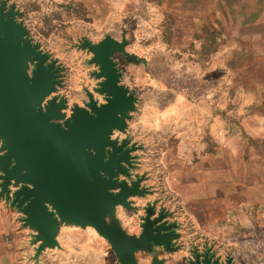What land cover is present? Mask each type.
<instances>
[{"label": "crops", "instance_id": "obj_1", "mask_svg": "<svg viewBox=\"0 0 264 264\" xmlns=\"http://www.w3.org/2000/svg\"><path fill=\"white\" fill-rule=\"evenodd\" d=\"M7 1L60 68L55 94L69 105L101 81L91 53L76 59L83 42L126 41L113 60L135 102L112 137L134 147L128 180L140 177L145 191L114 219L138 235L152 207L175 234L172 250L153 245L137 263L207 253L218 264H264V0ZM77 228L60 225L59 246L38 250L25 214L0 196V264H115L101 236Z\"/></svg>", "mask_w": 264, "mask_h": 264}, {"label": "water", "instance_id": "obj_2", "mask_svg": "<svg viewBox=\"0 0 264 264\" xmlns=\"http://www.w3.org/2000/svg\"><path fill=\"white\" fill-rule=\"evenodd\" d=\"M19 14L0 0V196L11 198L25 214L40 241L38 250L59 246L62 224L92 227L119 264H138L135 252L153 245L172 250L173 225L162 221L163 212L151 217L148 207L138 235L125 232L114 219L117 206L131 209L129 197L145 191L140 177L128 180L134 147L112 137L124 131L135 102L119 82L113 60L116 52L127 54L125 39L107 35L97 43L83 42L93 54L90 62L98 65L96 91L104 102L88 93L83 105L66 111V100L51 96L60 83L59 68L27 37L16 20ZM152 264L162 261L154 258ZM190 264L218 261L204 253L195 254Z\"/></svg>", "mask_w": 264, "mask_h": 264}, {"label": "rangeland", "instance_id": "obj_3", "mask_svg": "<svg viewBox=\"0 0 264 264\" xmlns=\"http://www.w3.org/2000/svg\"><path fill=\"white\" fill-rule=\"evenodd\" d=\"M7 1V0H6ZM7 3H8V1H7ZM8 4H12V3H8ZM15 6V5H14ZM16 9V8H15ZM19 11V10H18ZM20 16V14L16 17V20L18 21V22H21V21H19L18 20V17ZM22 23V22H21ZM22 25L25 27V29L27 30V28H26V26L22 23ZM29 31L27 30V37L28 38H30V40H31V42L32 43H37V42H34L33 40H32V38L30 37V33H28ZM206 39H207V41L209 40V35L207 34V36H206ZM37 44H39V43H37ZM39 46H40V44H39ZM40 49L42 50V48L40 47ZM77 51H79V53H81V55L80 56H78V57H76V59L77 60H80V59H85V57H84V55L85 56H89L90 55V53H91V51L87 48V47H84L83 46V48H78L77 49ZM42 52H43V50H42ZM45 53V52H44ZM92 54V53H91ZM47 55V54H46ZM83 55V57H81ZM48 56V55H47ZM93 57V54L91 55V58ZM91 58L89 59V61L91 60ZM47 61H53V60H51V59H49V57H48V59H47ZM54 62V61H53ZM90 64H95V63H92V62H89ZM54 65H55V67H57L56 66V64H55V62H54ZM97 67H98V65L97 64H95ZM59 68V67H58ZM98 70V69H97ZM97 70L95 71V72H97ZM59 71H60V68H59ZM58 71V79L60 80V83H59V85H57L56 86V89H55V91L52 93V95L51 96H57L58 98H64L65 100H66V102H65V105H66V111H69L70 110V108L72 107V106H74L75 104H72V105H69V103H68V100H67V98L66 97H62V96H59V95H57V94H55V92H56V90H57V88L58 87H60L61 85H62V78H61V73ZM94 71V70H93ZM94 72V73H95ZM94 73L91 75L93 78H96V79H101V78H97V77H95V75H94ZM99 83V82H98ZM98 83H97V85L96 86H94L91 90H89L87 93H86V96H87V94L88 93H91L92 95H93V98L97 101V103L99 104V103H101V102H104V96H103V98L102 99H100V100H98V98H96V95L97 94H99L97 91H96V88L99 86L98 85ZM99 95H101V94H99ZM88 100V96H87V98H86V100H84V101H82V103L80 104V105H83V103L85 102V101H87ZM77 104V103H76ZM77 105H79V104H77ZM126 128V127H125ZM251 146L252 147H256V146H258V145H256V143H251ZM77 227H79V226H77ZM87 227H89V226H87ZM84 228H86V227H84ZM83 228V229H84ZM77 229H82V227H79V228H77ZM91 230H93V228L91 227ZM95 233H97L95 230H93ZM98 234V233H97ZM99 235V234H98ZM100 236V235H99ZM102 239L105 241V243H106V246H107V248L110 250V252L111 253H113V257H114V261H115V264H119L118 263V261L116 260V257H115V254H114V252L112 251V249H111V247L109 246V244L107 243V241L102 237ZM136 253V252H135ZM226 261V260H225ZM225 261H224V263L223 264H225ZM232 263L233 264H235L233 261H232Z\"/></svg>", "mask_w": 264, "mask_h": 264}]
</instances>
